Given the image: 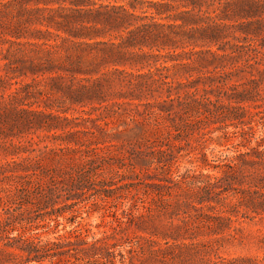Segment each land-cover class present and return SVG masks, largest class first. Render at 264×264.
I'll use <instances>...</instances> for the list:
<instances>
[{
  "label": "trees",
  "instance_id": "1",
  "mask_svg": "<svg viewBox=\"0 0 264 264\" xmlns=\"http://www.w3.org/2000/svg\"><path fill=\"white\" fill-rule=\"evenodd\" d=\"M0 33V83L15 84L0 103L2 134L41 129L39 140H59L1 144L14 156L0 162V264H124L127 252L165 256L162 244L200 250L217 239H182L215 231L225 208L264 212L263 169L230 189L225 176L176 163L188 135L200 144L216 130L254 133L256 113L241 102L257 95V79L226 80L227 68L260 64L264 81V0H0ZM71 105L78 116L60 114ZM117 135L126 139L115 144ZM150 194L159 212H182L180 223L158 227ZM98 211L116 224L87 240L85 218ZM123 223L136 232L117 236Z\"/></svg>",
  "mask_w": 264,
  "mask_h": 264
},
{
  "label": "rangeland",
  "instance_id": "2",
  "mask_svg": "<svg viewBox=\"0 0 264 264\" xmlns=\"http://www.w3.org/2000/svg\"><path fill=\"white\" fill-rule=\"evenodd\" d=\"M20 39L25 40L26 38ZM4 46L5 44L0 39V49ZM240 62L241 61H237L234 63L239 64ZM124 67L130 69L128 65ZM233 68H227V70H231L230 76L226 80L228 85L240 84L250 87L251 84L248 80L251 78L257 79V95L252 98L253 100H244L241 102V104L245 105L248 110L256 113L251 118L253 121L252 125L254 133L251 136L249 134H244V136L241 137H226L222 136L220 130H216L210 134L212 141L210 139L205 143L200 144L196 142L194 135H188L181 140V154L176 163L178 164V170L180 172L189 169L190 174L203 172L225 176L224 179L227 178V180L223 179L222 186L229 187L230 189H241L247 185V177L244 176L245 174L255 173L257 171L256 168L264 170V168L260 166L249 164L264 163V81H258L259 70L263 69V66L260 64L243 66L240 70H235ZM1 72L3 71L1 70ZM20 78L23 80H29L30 76H22ZM14 85L15 84L9 86L8 84L0 83V103L2 96H4L9 88H12ZM210 96L214 98L213 95ZM222 100L227 101L224 97H222ZM38 103L40 107H43L42 101L39 100ZM79 108L78 105H71L69 110L60 114L68 117H76L80 114L77 112V109ZM52 111L54 110L52 109ZM244 120L248 121L247 115L244 117ZM227 122L229 121L227 120ZM213 125H221V122ZM228 129H232V127L229 126ZM2 130H4V127L0 120V162L14 156L9 154L1 146L4 142L8 143L10 139L13 141H25L29 137H33V139L39 141L38 144L33 146L36 148L41 147L44 144L52 146L59 143V140H50L48 138L39 140L44 132L41 129H28L8 137H5L2 134ZM56 131L60 132L61 129H57ZM37 135H39V137H37ZM117 139L123 141L126 138L123 135H117L113 140V143H118ZM106 151H110V155L119 152L115 147H107ZM244 152L247 153L240 155ZM20 154L25 155L26 153L21 152ZM64 157L65 163L75 162L71 158V153H66ZM230 159L232 161H230ZM232 163L236 165L235 170H231L227 166V164ZM96 167L97 170L100 171V168H102L103 165L99 163ZM171 168L174 170V165H172ZM225 173L231 174L227 175ZM153 196L154 194L148 195L147 205H149L152 212L155 213V223L158 224V227L168 230L171 222L180 223L179 219L184 214L180 211H177L178 213H168V210L159 212L158 203L154 202ZM225 209L224 215L229 217V219L218 224L216 228H214L215 231H209V229L204 226L200 231L193 233L190 238L182 239L188 243L196 240L210 241L212 239H217L212 243V247L208 246L199 250L193 246L176 245L166 247L162 244V247L167 249L165 256L157 257L149 254L148 250H145L143 253L139 252V254L135 252H127L124 264H264V212L256 213L252 211L250 207H246L245 205H238L231 209ZM101 211L93 212L89 218H85V221L89 224L86 225V228L90 229L87 240L91 239V232H95L96 237L99 236L98 231L108 228L110 224H116L110 212H105L103 215V212ZM119 212L120 210L116 211L117 216H120ZM101 220L105 222V227L96 226ZM122 225L124 229L119 231L117 236H125L126 234L132 236L133 233L136 232L135 225H126L125 223ZM73 226L74 224L68 225L66 223L64 230L67 231ZM58 229V233L63 232L61 226H59ZM168 240L171 241V239ZM152 249H154V247ZM115 264L120 263L116 261Z\"/></svg>",
  "mask_w": 264,
  "mask_h": 264
}]
</instances>
